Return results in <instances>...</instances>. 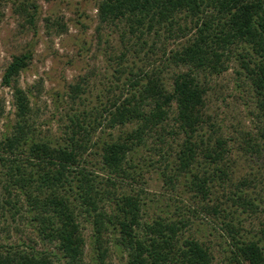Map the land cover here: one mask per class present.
<instances>
[{
	"label": "trees",
	"instance_id": "obj_1",
	"mask_svg": "<svg viewBox=\"0 0 264 264\" xmlns=\"http://www.w3.org/2000/svg\"><path fill=\"white\" fill-rule=\"evenodd\" d=\"M36 8L23 0L18 9L32 22ZM97 18V30L123 24L133 40L123 42L137 55L150 38V52L157 42L187 38L168 57L186 69L166 83L160 70L130 66L128 49L111 53L116 89L97 92L90 104L92 72L79 77L52 139L37 131L30 91L18 83L32 54L12 57L1 84L12 88L15 121L0 133V165L4 201L24 237L0 242V264H88L84 222L99 264L110 245L126 264H264V175L235 180L228 139L208 127L205 113V79L236 59L264 123V0H98ZM259 134L261 143L248 139L245 152L264 149V125ZM150 171L174 200L187 194L193 205L148 215L145 189L136 186ZM238 208L262 215L256 238L242 233ZM196 219L214 220L223 232L216 262L191 232Z\"/></svg>",
	"mask_w": 264,
	"mask_h": 264
},
{
	"label": "rangeland",
	"instance_id": "obj_2",
	"mask_svg": "<svg viewBox=\"0 0 264 264\" xmlns=\"http://www.w3.org/2000/svg\"><path fill=\"white\" fill-rule=\"evenodd\" d=\"M21 1L23 0H0V133L9 129L15 121L12 88L1 84L3 70L14 55L26 51L32 54V60L20 73L18 83L30 91L32 117L37 131L42 137L52 139L58 137L66 121L64 113L68 107L66 100L69 86L79 77L92 72L90 93L87 95L90 104L96 102L97 92H112L116 89L111 77V53L117 55L128 49L126 58L130 66L135 69L141 67L160 70L166 83L170 82V77L175 72L186 69L182 64L169 61L168 57L187 38L157 42L151 52L148 50L150 38L143 49L135 47L139 50L137 55L133 51L134 47L130 46L133 40L128 35L126 37L123 24L115 28L102 25L97 30L98 0H34L37 8L32 22L18 9ZM60 25H63V29ZM125 38L130 42L128 48L124 43ZM205 82L208 127L228 139L231 156L236 162L235 180L253 177L258 172L264 175V149L258 154L245 152L248 139L261 143L259 132L264 123L257 116L255 95L239 62L233 60L226 71L220 75L207 76ZM142 152L144 155L145 152ZM95 159L94 157L92 160ZM3 171L4 168L0 165V242L24 237L23 233L19 234L15 229L19 223L18 216L15 217L16 221L12 219V209L4 201L6 195L2 189ZM144 182L142 186L137 184L136 187L145 189L147 213L150 216L159 214L161 210L172 214L176 205L182 208L184 204L193 205L187 194L183 199L180 198L182 201L179 198L174 200V193L165 190L157 172L146 173ZM183 189L179 185L177 191L182 192ZM248 192L252 194L251 189ZM241 210L242 208H238L236 217L243 221L242 233L249 238H256L262 215L252 214L250 211L240 213ZM191 232L206 240L212 247L216 254L215 262L223 257V253H220L222 248L218 246L221 240L219 234L223 232L214 220L206 222L196 219ZM83 233L86 238L85 260L88 264H99L97 253L91 244V228L88 223H83ZM126 260L124 252L110 245L103 264H126Z\"/></svg>",
	"mask_w": 264,
	"mask_h": 264
}]
</instances>
